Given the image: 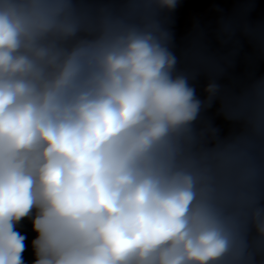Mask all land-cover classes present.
I'll return each instance as SVG.
<instances>
[{
    "label": "clouds",
    "instance_id": "clouds-1",
    "mask_svg": "<svg viewBox=\"0 0 264 264\" xmlns=\"http://www.w3.org/2000/svg\"><path fill=\"white\" fill-rule=\"evenodd\" d=\"M234 2L178 48L179 0H0V264L25 219L33 264H264V20Z\"/></svg>",
    "mask_w": 264,
    "mask_h": 264
}]
</instances>
